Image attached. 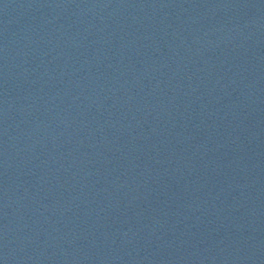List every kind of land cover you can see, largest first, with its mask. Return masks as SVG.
Returning a JSON list of instances; mask_svg holds the SVG:
<instances>
[{"label":"water","instance_id":"95a60500","mask_svg":"<svg viewBox=\"0 0 264 264\" xmlns=\"http://www.w3.org/2000/svg\"><path fill=\"white\" fill-rule=\"evenodd\" d=\"M0 264H264V0H0Z\"/></svg>","mask_w":264,"mask_h":264}]
</instances>
